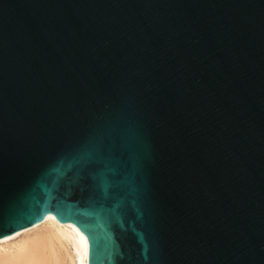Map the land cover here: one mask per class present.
Masks as SVG:
<instances>
[{"label": "water", "instance_id": "water-1", "mask_svg": "<svg viewBox=\"0 0 264 264\" xmlns=\"http://www.w3.org/2000/svg\"><path fill=\"white\" fill-rule=\"evenodd\" d=\"M53 214L83 264H264V0H0V237Z\"/></svg>", "mask_w": 264, "mask_h": 264}, {"label": "bare ground", "instance_id": "bare-ground-1", "mask_svg": "<svg viewBox=\"0 0 264 264\" xmlns=\"http://www.w3.org/2000/svg\"><path fill=\"white\" fill-rule=\"evenodd\" d=\"M0 237V264H83L85 238L75 224L56 215Z\"/></svg>", "mask_w": 264, "mask_h": 264}, {"label": "snow or ice", "instance_id": "snow-or-ice-1", "mask_svg": "<svg viewBox=\"0 0 264 264\" xmlns=\"http://www.w3.org/2000/svg\"><path fill=\"white\" fill-rule=\"evenodd\" d=\"M13 235H16V234H18V233H12ZM11 238V236H8V235H5V236H3V239H5V240H7V239H10Z\"/></svg>", "mask_w": 264, "mask_h": 264}]
</instances>
